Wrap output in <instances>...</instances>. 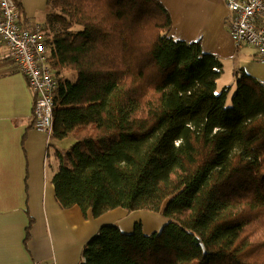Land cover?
<instances>
[{
	"label": "trees",
	"instance_id": "16d2710c",
	"mask_svg": "<svg viewBox=\"0 0 264 264\" xmlns=\"http://www.w3.org/2000/svg\"><path fill=\"white\" fill-rule=\"evenodd\" d=\"M47 1L49 139L72 140L48 164L56 203L166 219L101 225L78 264H264V82L236 70L227 105L222 62L159 0Z\"/></svg>",
	"mask_w": 264,
	"mask_h": 264
},
{
	"label": "crops",
	"instance_id": "0c3cea01",
	"mask_svg": "<svg viewBox=\"0 0 264 264\" xmlns=\"http://www.w3.org/2000/svg\"><path fill=\"white\" fill-rule=\"evenodd\" d=\"M159 1L170 14L173 38L199 41L203 52L222 62L220 81L224 73L244 70L264 82V65L255 61V50L235 48L223 0ZM18 5L24 10H19L21 21L35 20L47 29L46 18L28 16L22 2ZM11 64L0 58V264H78L84 245L101 225L113 223L128 233L138 217L128 218L124 209L116 208L95 218L88 212L84 218L78 206H58L50 178L53 168L48 167L56 164L47 154L51 140L33 128V94ZM142 227L145 233L158 230Z\"/></svg>",
	"mask_w": 264,
	"mask_h": 264
},
{
	"label": "built area",
	"instance_id": "2783aa9c",
	"mask_svg": "<svg viewBox=\"0 0 264 264\" xmlns=\"http://www.w3.org/2000/svg\"><path fill=\"white\" fill-rule=\"evenodd\" d=\"M229 34L235 48L248 46L264 65V0H223ZM14 0H0V58L12 63L33 94L32 125L49 136L52 132L53 94L57 81L47 62L42 23L21 21ZM41 264V263H34Z\"/></svg>",
	"mask_w": 264,
	"mask_h": 264
},
{
	"label": "rangeland",
	"instance_id": "374dc122",
	"mask_svg": "<svg viewBox=\"0 0 264 264\" xmlns=\"http://www.w3.org/2000/svg\"><path fill=\"white\" fill-rule=\"evenodd\" d=\"M14 2L17 4L18 7H19L18 4L22 2L23 7L24 8L26 7L25 9H27V11L25 10L26 11L25 13L28 14V16H31V15L34 16L37 20L40 19L39 21L46 18V14L53 12L47 0H14ZM20 9L22 10L21 6L19 7V10ZM23 11L24 10H22L21 13H24ZM34 11H37L36 15L32 14ZM44 31H45L46 38L49 39V37H51L52 35L51 32L48 30V28L46 29V27H44ZM253 54H254V50H253ZM67 76H69V73H67ZM235 80H236V75H235V70H234V75L233 74L231 75L229 73H224L222 80L220 81V79L218 78V80L216 81L217 88L219 90L222 89L221 85L228 88L227 93H225L227 105L230 104V98L232 96V93H234V90H235V85H236ZM71 142H72L71 139L69 141L63 140L60 142H58L57 140H51V143L49 144L50 146H49L48 153L51 155L54 149H60V150L64 149ZM127 217L128 218L138 217V220L136 221V223L139 222L142 226L145 225L148 228L147 230L149 229L152 230V228L156 229L157 227H158V230H160V228L163 226L162 224L166 222V219L162 217L159 213H155V212L148 211V210L131 211V213L130 212L128 213Z\"/></svg>",
	"mask_w": 264,
	"mask_h": 264
}]
</instances>
